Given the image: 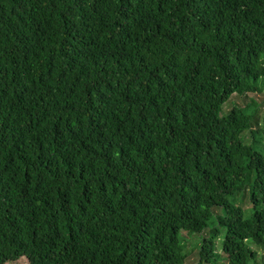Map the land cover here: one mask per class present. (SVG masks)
I'll list each match as a JSON object with an SVG mask.
<instances>
[{
    "label": "trees",
    "instance_id": "obj_1",
    "mask_svg": "<svg viewBox=\"0 0 264 264\" xmlns=\"http://www.w3.org/2000/svg\"><path fill=\"white\" fill-rule=\"evenodd\" d=\"M263 90L264 0H0V264H264Z\"/></svg>",
    "mask_w": 264,
    "mask_h": 264
},
{
    "label": "rangeland",
    "instance_id": "obj_2",
    "mask_svg": "<svg viewBox=\"0 0 264 264\" xmlns=\"http://www.w3.org/2000/svg\"><path fill=\"white\" fill-rule=\"evenodd\" d=\"M250 100L254 101V103L257 105L258 115L261 118L264 117V90L260 94H256L255 96H250L247 102L249 103ZM234 105H236V107L246 108V102L242 101L239 98L234 97L232 99V101L230 102V104L225 107V109H224L225 112H229L230 110H232L234 108ZM246 138L249 139L250 136L248 135ZM263 155H264V151H263ZM183 235L187 239V247L189 250L185 264H199V256H198L199 247H200L199 238L196 235L187 236L185 233H183ZM217 243L219 245L218 246V251H219L221 239L219 241H217ZM254 249L259 250V249H256L255 246H254ZM260 252H262V251H259V253ZM262 256H264V252H263ZM9 264H26V260L22 259L17 263H9Z\"/></svg>",
    "mask_w": 264,
    "mask_h": 264
}]
</instances>
